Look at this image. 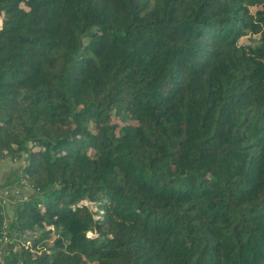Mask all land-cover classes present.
<instances>
[{"label":"trees","instance_id":"trees-1","mask_svg":"<svg viewBox=\"0 0 264 264\" xmlns=\"http://www.w3.org/2000/svg\"><path fill=\"white\" fill-rule=\"evenodd\" d=\"M0 19V264H264V0Z\"/></svg>","mask_w":264,"mask_h":264},{"label":"crops","instance_id":"crops-1","mask_svg":"<svg viewBox=\"0 0 264 264\" xmlns=\"http://www.w3.org/2000/svg\"><path fill=\"white\" fill-rule=\"evenodd\" d=\"M16 167L11 161L5 160L4 162L0 163V185L7 181V178L10 172Z\"/></svg>","mask_w":264,"mask_h":264},{"label":"rangeland","instance_id":"rangeland-1","mask_svg":"<svg viewBox=\"0 0 264 264\" xmlns=\"http://www.w3.org/2000/svg\"><path fill=\"white\" fill-rule=\"evenodd\" d=\"M1 20V19H0ZM1 175V174H0ZM7 181L3 182L2 184L6 183ZM5 195V192L4 191H0V195Z\"/></svg>","mask_w":264,"mask_h":264}]
</instances>
